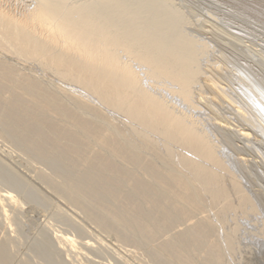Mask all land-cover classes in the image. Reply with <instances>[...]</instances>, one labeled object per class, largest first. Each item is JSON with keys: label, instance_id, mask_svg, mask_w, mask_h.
<instances>
[{"label": "bare ground", "instance_id": "6f19581e", "mask_svg": "<svg viewBox=\"0 0 264 264\" xmlns=\"http://www.w3.org/2000/svg\"><path fill=\"white\" fill-rule=\"evenodd\" d=\"M262 34L264 0H0V144L74 167L31 173L0 146L6 243L22 241L28 200L40 204L30 186L110 233L106 264L137 262L123 247L143 241L167 264H229L242 222L264 233ZM52 215L47 233L23 221L47 259L104 264L94 229H57Z\"/></svg>", "mask_w": 264, "mask_h": 264}, {"label": "rangeland", "instance_id": "374dc122", "mask_svg": "<svg viewBox=\"0 0 264 264\" xmlns=\"http://www.w3.org/2000/svg\"><path fill=\"white\" fill-rule=\"evenodd\" d=\"M258 34V33H257ZM261 33H259L258 35H260ZM262 36H264L263 34L261 35V37ZM246 38H247V36H246ZM258 39V38H257ZM264 40V38L261 40H257L256 41V44H260V45H263V41ZM243 41L245 42V41H248V40H246V39H243ZM0 134H1V132H0ZM12 134V137H14V134L13 133H9V135H11ZM0 141H2V142H4L1 138H0ZM2 142H1V144H0V146L1 145H7V147L9 146V147H11L14 151H15V156H16V161H19V163H24V164H20V165H23L24 167L23 168H25V169H27L29 172H31V171H33L34 172V170H35V167H40V168H42L45 172H47V173H49V174H51L53 177H54V179H57L58 177H65V176H68V175H70L71 174V172L73 171V169H74V167H71V168H67V167H64V169L63 170H59L56 166H53L52 164H49V162H44V161H40V160H37V163L36 164H34V165H29L27 162H26V158H25V156H24V151H23V149H21V148H14V147H12V145H10V144H8L7 142H5V144L3 143L2 144ZM50 163H52V162H50ZM32 173V172H31ZM27 186H28V184H26ZM29 189H31V190H28V191H32L34 194H35V196H36V198L37 199H39L40 200V204H39V202H37V200H28V208L31 206V203H32V206H35L34 207V210L32 211V213L31 212H29V213H27V211H29L28 210V208H27V206H26V209L24 210V211H26V212H24L23 211V214H22V216H20V215H17V217H16V219H15V221H16V223H17V226H18V229L20 230L19 231V233H20V235H21V237H22V241L19 243V242H17V241H15V242H13L14 243V245H12L11 243H10V245H8L9 244V242L8 243H6L7 242V240H5V239H3L4 238V236H2L3 234H2V232H3V230H2V224H0V248L2 247L3 249H2V252H1V249H0V256L2 255V256H4L5 255V253H6V255H7V257H8V259L9 260H11V262L10 263H12V264H56V262H58V255L57 254H53L52 256H51V259L53 258V256H55V258L54 259H52V260H56V261H52L50 258H48V259H50L51 261H49L46 257H47V250L44 248L43 249V251H44V253L42 252V247H44V246H40L39 244H40V241H39V243H38V241L36 240V239H34L33 240V238H30L29 239V235L31 234L30 232V230L28 231L27 230V228H26V226H25V224H24V222L27 220H30L31 222H33L34 223V226H33V224H32V226L34 227L33 229L35 230V231H42V232H44V233H47V232H49L48 230L46 231V227L44 226L45 224H44V222L45 221H47L48 220V218H49V216L51 215V214H53L54 215V217H52V219L54 220H52L51 219V221L53 222V224H54V226H55V228L57 227V229H59V228H63V229H65V230H67V231H69V232H73V233H75V232H77L78 230H79V233L81 232V230L80 229H84V228H86L87 230H92V229H94L95 230V234H93L92 236H91V238L92 239H94L95 238V240L96 241H98L101 245H102V247H103V250H102V252H95L94 253V255L96 254V259H93L94 261H97V262H102V263H104V264H106L105 262H107V261H110L109 260V258H112V259H114L115 257H113L112 256V251L111 250H109V245H108V243H107V241L109 242V240H110V242L113 240V242H111V243H114L115 241H114V239H112L113 237H109L108 238V240L107 241H101V237H105L106 239H107V236H109L108 234H110L106 229H104V228H102V227H96V225H94L93 223H92V221L88 218V217H84L83 216V220L81 221V223H80V221H78L79 223H77V222H73L72 220H70L69 218V215L68 214H66L65 212H61L60 213V211H58V209H54V208H57V206H56V203H57V200H55V199H53V198H51V197H47V196H45L44 194H43V192H42V190L40 191V190H38V188L36 189L35 187H30L29 186ZM40 191V192H39ZM46 197V198H45ZM42 198V199H41ZM52 200V201H51ZM54 201V202H53ZM55 201H56V203H55ZM35 203V204H34ZM55 203V204H54ZM42 205H44V206H42ZM55 206V207H54ZM41 207V208H40ZM35 209H36V211H35ZM41 209V210H40ZM45 209V210H44ZM37 210H39V212L37 211ZM47 210H48V212H47ZM56 210L59 212V214H58V212H56ZM42 211V212H41ZM50 211V212H49ZM35 212V213H34ZM46 212V213H45ZM52 212V213H51ZM54 212V213H53ZM27 213V214H26ZM48 213V214H47ZM55 213H57L58 214V216H55V215H57V214H55ZM64 213L67 215V216H65L64 215ZM26 214V216H24ZM29 214V215H28ZM34 214V215H33ZM41 214V215H40ZM45 214H47L46 216H45ZM63 214V215H62ZM37 217H36V216ZM39 215V216H38ZM42 215H44L43 217H42ZM20 216V217H19ZM33 216H34V218H33ZM61 217V219L63 220V221H61L60 222V217ZM62 216H63V218L64 217H66V219L68 220H66L65 218L63 219L62 218ZM39 217V219H37ZM42 217V218H41ZM56 217H57V219H56ZM69 217V218H68ZM20 218H22V219H20ZM28 218V219H27ZM47 218V220H45ZM33 219V220H32ZM25 220V221H24ZM57 220V221H56ZM64 220H66V222L64 221ZM256 219H248V221L250 222V223H248V221L246 220V221H244V222H242L243 223V225H242V227L244 228H241V231H240V234H243V236L241 237V249H239L240 251H238V254H237V251L234 253V254H232V256L230 255V257L227 255V254H225L224 253V256L225 255H227V256H225L226 257V259H227V261L226 262H228L229 260V264H234L236 261V263L235 264H244V263H247V264H264L263 262H264V233H263V230H262V228H263V226H261L260 225V221H261V219H259L258 221H255ZM24 221V222H23ZM22 222V223H21ZM52 222H50V223H52ZM55 222V223H54ZM248 224H247V223ZM1 223V222H0ZM42 223V224H41ZM21 224V225H20ZM24 224V225H23ZM37 224V225H36ZM58 224V225H57ZM261 224H264L263 222L261 223ZM41 225V226H40ZM254 226V228L258 225L260 228H258V227H256V229H255V231L256 232H253V230H254V228H253V226ZM40 226V227H39ZM81 226H84V228L83 227H81ZM247 226H248V228H247ZM252 226V227H251ZM36 227V228H35ZM39 227V228H38ZM45 228V230H42V228ZM59 227V228H58ZM249 227L251 228L250 230H252V231H250V230H248L249 229ZM25 228V229H24ZM38 228V229H37ZM80 228V229H79ZM253 228V229H252ZM21 229H22V231H21ZM27 230V231H26ZM76 230V231H75ZM243 230H245V231H243ZM260 230H261V233H260ZM26 231V232H25ZM37 231V232H38ZM39 231V232H40ZM83 232L85 233V231L83 230ZM250 233V234H248V233ZM246 235H245V234ZM49 234V233H48ZM50 235V234H49ZM213 235H214V237L216 238V234L215 233H211L210 234V237H212L211 238V240H215V238L213 237ZM31 236V235H30ZM129 236L130 237H132V239H139V240H142V238H141V234L139 233V232H137V231H132L131 233H129ZM26 237V238H25ZM99 239H100V241H99ZM112 239V240H111ZM29 240V241H28ZM24 241V242H23ZM159 241H161V240H159ZM32 243V244H31ZM36 243H38V245L36 244ZM28 244V245H27ZM36 244V245H35ZM14 246V247H12V246ZM35 245V246H34ZM126 245V244H125ZM127 245H131V247H127V246H125V247H123V248H125V249H129V250H133V252H137V253H135L134 254V256H136V258H134V257H132L133 259L132 260H136L137 262H135V261H131V264H136V263H141V264H167V262H164L163 260H164V258H162L160 255H158L157 254V251H156V249L154 248V246H153V244H150V243H148V242H145V241H143V242H140V243H138V245H134L133 246V244H132V242H127ZM11 248H10V247ZM206 245L204 244L203 245V249H202V247H201V251H203V250H205V247ZM34 247V248H33ZM33 248V249H32ZM106 251H105V250ZM3 250H7L6 252H4ZM14 250V251H13ZM14 252V253H13ZM39 252V253H38ZM240 252V253H239ZM1 253H3V254H1ZM100 253V254H99ZM242 253V254H241ZM20 254V255H19ZM19 255V256H18ZM45 255H46V257H45ZM57 255V256H56ZM60 257V256H59ZM97 257H98V259H97ZM156 257H159L158 259L156 258ZM228 257H229V260H228ZM245 257V258H244ZM261 257V258H260ZM21 258H22V261H21ZM23 258L25 259L26 258V260H25V262H23ZM57 258V259H56ZM108 258V259H107ZM161 258V259H160ZM250 260H249V259ZM61 259H63V257H60V259H59V262H60V260ZM103 259V260H102ZM160 259V260H159ZM225 259V258H224ZM241 259V260H240ZM257 259H258V261H257ZM8 260V261H9ZM240 260V261H239ZM244 260V261H243ZM13 261V262H12ZM233 261H235V262H233ZM54 262V263H53ZM121 262V261H120ZM243 262V263H242ZM120 264V263H119ZM121 264H123V263H121ZM226 264H228V263H226Z\"/></svg>", "mask_w": 264, "mask_h": 264}]
</instances>
